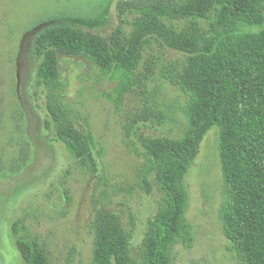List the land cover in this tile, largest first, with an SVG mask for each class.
<instances>
[{"label":"rangeland","instance_id":"obj_1","mask_svg":"<svg viewBox=\"0 0 264 264\" xmlns=\"http://www.w3.org/2000/svg\"><path fill=\"white\" fill-rule=\"evenodd\" d=\"M130 1L137 0H0L1 161L17 155V122L31 144L27 166L17 175H0V264H25L11 234L15 221L19 235L38 243L47 264H95L99 210L132 230L130 255L143 262L148 220L162 196L143 141L184 134L182 107L190 96L175 79L186 54L151 40L121 88L91 59L58 53L59 87L49 89L36 84L33 52L37 34L55 25L109 37L119 24V5ZM182 22L190 23H174ZM48 102L57 103L66 124L90 145L88 155L73 157L55 130L45 128ZM218 136L216 126L205 133L183 178L192 241L171 246L172 264H240L218 217L224 199Z\"/></svg>","mask_w":264,"mask_h":264},{"label":"trees","instance_id":"obj_2","mask_svg":"<svg viewBox=\"0 0 264 264\" xmlns=\"http://www.w3.org/2000/svg\"><path fill=\"white\" fill-rule=\"evenodd\" d=\"M118 20L107 38L68 25L39 32L33 49L39 60L36 84L58 89V53L91 59L121 88L130 83L151 40L186 54L175 79L190 96L182 107L184 134L143 141L162 196L148 220L142 264H172L171 246L177 241L190 245L183 178L212 126L219 131L224 199L218 217L227 248L240 264H264V0H137L119 5ZM178 20L190 23L178 26ZM47 111L45 128L55 130L73 157L88 155L90 145L66 124L57 103L48 102ZM15 129L20 131L17 155L9 163L0 157V175H17L30 158L31 144L19 122ZM145 190L150 192L148 181ZM18 225L12 223L11 234L25 264H47L38 243L19 235ZM131 238L132 230L115 214L99 210L94 263L136 264Z\"/></svg>","mask_w":264,"mask_h":264}]
</instances>
